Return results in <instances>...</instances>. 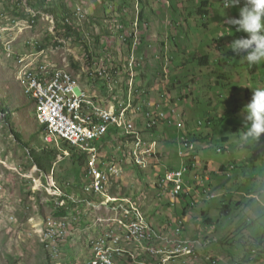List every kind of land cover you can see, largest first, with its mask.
<instances>
[{
  "label": "rangeland",
  "instance_id": "rangeland-1",
  "mask_svg": "<svg viewBox=\"0 0 264 264\" xmlns=\"http://www.w3.org/2000/svg\"><path fill=\"white\" fill-rule=\"evenodd\" d=\"M64 1L73 14L78 8L76 17L83 20H74L80 28V44L58 38L54 19L32 9L29 0H0V264H76L90 256L87 241L69 249H63L66 240L59 243L60 256L56 259L50 257L46 247L47 221H51V227L63 220L72 226L67 218L56 215L59 209L67 208L61 206V191L56 187L71 191V195L75 194L74 188L84 190L90 180L87 164L80 161L79 154L72 156L63 141L45 142L48 134L37 120L35 101L25 93L26 72L46 76L58 70L70 72L82 89L116 112L129 109L128 116L140 138L156 143V156L143 170L131 161L129 139L122 132L110 130L114 134L113 147L101 145L108 172L123 161L127 165L124 175L110 178L109 194L130 198L156 233H167L174 239L178 218L183 209L187 210L185 230L180 236L196 243L198 256L168 264H209L204 257L216 259L218 264H264L263 255L260 258L251 254L264 252V135L259 140L243 139V109L252 99V89L264 87V64L260 72L251 74L253 67L240 62L244 54L238 56L228 48L233 40L247 35L227 24L228 18H238L239 7L225 9L222 0H207L204 10L208 9L209 14L203 20L197 15L189 19L190 15H183L182 7L194 10L204 0ZM125 4L129 5L125 8ZM171 6L175 8L172 13L177 11L172 16L168 11ZM142 10L149 20L146 25L140 21ZM221 32L223 37H219ZM122 33L134 37L131 54L127 45L131 40L124 44L122 40L126 42L127 37ZM131 58L136 59L135 72L129 69ZM118 68L119 74L111 85L105 80L88 79L97 71ZM152 103L154 109H176L175 126L163 125L154 135L145 131ZM210 119L214 122L208 126ZM187 132L199 140L196 152L203 169L186 176L188 198L171 205L167 197H159L155 185L159 177L166 176L168 168L183 164L179 157L183 136L192 141ZM224 138L228 141L224 142ZM38 144L55 145L61 153L48 177L33 166L29 157ZM220 149L222 154L218 153ZM157 156H162L159 167L154 165ZM102 166L100 169L106 173ZM197 166L198 169V162ZM222 167L228 172L221 173ZM198 189L211 191L214 198L208 200ZM193 202L195 206L189 207ZM82 206L84 212L86 208ZM91 212L97 213L91 210L88 214ZM102 215L103 219L116 217ZM207 218L212 224L205 223ZM137 247L138 253L122 258L121 264H159Z\"/></svg>",
  "mask_w": 264,
  "mask_h": 264
},
{
  "label": "bare ground",
  "instance_id": "bare-ground-1",
  "mask_svg": "<svg viewBox=\"0 0 264 264\" xmlns=\"http://www.w3.org/2000/svg\"><path fill=\"white\" fill-rule=\"evenodd\" d=\"M80 14V13H79ZM69 21V20H68ZM136 58V57H135ZM135 58H131L129 61V69L134 71L133 65L136 62ZM135 67V66H134ZM104 69V68H103ZM109 70V69H108ZM107 69L103 71H97L96 74H93V77H96L98 74V79L104 82L107 81L108 84L115 82L118 69H113L108 71ZM135 72V71H134ZM130 73V72H129ZM47 76H54V81H61V88H68V85L72 87L78 94H74L73 97H64L60 99V116L62 120L75 123L77 129L88 130L89 133L99 132V128H101L100 120L89 121V117H91V110L89 107H84V105H94L97 104V111L99 113L106 114H114L116 119H119L120 128L111 127L110 122H103V130H107V134L110 130L114 129L119 133H123L127 136L130 143L129 145V153L131 157V161L134 166L140 169H148L150 160L153 156H149L150 153H155L156 143H147L143 138H140L137 132V126L134 124L130 117L128 116L127 108L122 111L116 112L114 109L106 106L97 96L91 95L89 92L85 91L79 85L80 82L70 72L65 70L55 71L52 75H40V73H34L33 71H28L25 73V93L31 97L37 106V120L42 127H45L47 132V137L45 138V142L52 144L57 143L58 141H63L65 145L69 146L70 149H74L80 156H84L86 159V175L87 179L93 174L95 171L96 159H102L100 165L102 164V169L106 171V174L101 169L99 170V177H91V187L87 185L84 187V193L86 196L85 200H79V198L73 194L67 197V200H61V206H69L71 204H84L89 209L94 211L102 212L108 211L109 214H115L116 217L111 219V222L115 224V226H110L101 237L92 240L90 242L89 248L91 249V253L89 259L81 261H77L76 264H103L98 262V258L107 255H119L121 257H133L134 254L131 253L130 250H127L126 247H123L122 241L118 234L119 230L122 231L124 235V239L126 241L135 243L136 246L142 247L145 252H148L151 255V252L159 253V260H164V264L170 263L172 260H177L180 258H196L197 255L194 251V246L191 244H180V248L172 246L171 248H163L157 244L159 240L158 234L154 231L152 226L148 224L145 219L143 212L131 201L130 198H116L109 194L108 188L110 187V178L113 175V170L109 171L106 169V164L104 163V159L106 158L101 143L93 150L91 153H85V145H80V143H72V141H67V139L61 134L60 131L51 130L44 124V109L45 107V96L50 101H59V93L56 91V88L53 87V84H45L44 79ZM92 76V75H91ZM119 76V75H118ZM63 77H65L66 81H63ZM127 77V76H126ZM34 78V81H32ZM119 78V77H118ZM129 79V77H127ZM134 80L130 81V84L133 83ZM104 86V84H103ZM37 87H42L41 92H35ZM129 87V86H128ZM125 88V86H123ZM110 90V89H109ZM125 92V89H123ZM123 92V93H124ZM122 93V96H123ZM125 96V94H124ZM131 98V96L129 97ZM136 104V103H135ZM135 104L133 105L135 107ZM161 109V107H160ZM147 122L145 120L146 128L145 131L151 132L152 127L150 126V115L149 113L146 115ZM145 119V118H144ZM111 133V134H110ZM108 135H114L113 132H110ZM190 140V139H189ZM191 141V140H190ZM192 142V141H191ZM194 143V142H193ZM103 144V143H102ZM152 144H155L152 147ZM195 144V143H194ZM196 145V144H195ZM195 146H189V149H193ZM125 156H129L125 154ZM195 165V167H193ZM193 171L197 169V162L195 161L192 164ZM191 172V170H189ZM89 174V175H88ZM181 174H188V167L185 166L183 170L181 169ZM166 176L159 177L157 181L156 188L159 190V186L161 187V182L164 177L167 178L169 176V171L165 174ZM161 180L160 184L159 181ZM184 180L183 178V188H184ZM185 189V188H184ZM69 195V194H68ZM75 195V196H74ZM164 193H159V197L161 198ZM62 197V193H61ZM65 198V197H64ZM172 204L176 203V199L172 197H167ZM81 206V205H80ZM71 207V206H70ZM69 211V210H68ZM114 216V215H113ZM139 218L141 221L145 223V227L149 229V231L153 235H149V232L139 231L137 223L134 222V219ZM101 220V219H100ZM69 223L66 220L59 222L53 227H68ZM49 233V230H48ZM180 233V230L177 231V234ZM123 237V236H122ZM67 241L68 238L64 239ZM148 242H155L150 244ZM164 240V239H163ZM47 249H49V255L52 259L59 258L60 256V245L59 243H52V240L47 241ZM162 243V242H161ZM132 244V243H131ZM159 244V243H158ZM185 253V254H183ZM120 258L119 260H121ZM173 262V261H172ZM160 264V262H159Z\"/></svg>",
  "mask_w": 264,
  "mask_h": 264
},
{
  "label": "built area",
  "instance_id": "built-area-1",
  "mask_svg": "<svg viewBox=\"0 0 264 264\" xmlns=\"http://www.w3.org/2000/svg\"><path fill=\"white\" fill-rule=\"evenodd\" d=\"M89 80H98V74L96 77H89ZM34 81V78L33 80ZM63 81L65 77H63ZM45 84H53V87L56 88V91L59 93V101H50L43 93L42 87H37L35 92H41L45 96V107L44 109V124L49 127L51 130L60 131L61 134L67 139V141H72V143H80V145H85V153H91L93 150L100 145V143H108L109 146L112 145V135H107V130H103V122H110L111 127H118L120 130V122L119 119H116L114 114H106L99 113L97 111V104L94 105H84V107H89L91 110V117H89V121L100 120L101 128H99V132L89 133L88 130L77 129L75 123H71L65 120H62L60 116V99L64 97H73L74 94H78L75 90L72 89L70 85L68 88H61V81H54V76H47L44 79ZM164 106L161 109H154L153 103L151 104V109L149 110L150 115V126L153 130V135L155 134L154 130L158 129L161 125L164 126H175V117H177V110L174 108H170L167 112L164 110ZM178 129V128H177ZM183 150H180L179 157L182 160L189 159V146H195L193 142H191L188 136H183L182 140ZM117 148V147H116ZM151 156H156V153L148 154ZM102 159H96L95 171L89 177L88 186L91 187V177H99L100 163ZM182 166H188V174L189 165L183 164ZM126 161H123L120 165H113V174L124 175L126 169ZM188 174H181V168L170 170L169 176L167 178H163L161 182V188H159V193H164V197H172L176 199V202L179 198L186 193L187 189L183 188V178H186ZM134 222L137 223L139 231L149 232V235H153L147 227H145V223L141 221L139 218L134 219ZM44 225L47 226L49 230V239L52 240V243H60L64 239L71 236V228L68 227H51V221H47ZM182 225V222H180ZM179 236V234H177ZM150 244L155 242H148ZM180 244H191L187 241H174L173 246L180 248ZM193 245V244H191ZM185 254V253H183ZM152 260L160 262V264H164V260H159V253L151 252ZM124 258L119 255H107L98 258L99 263L103 264H119V259Z\"/></svg>",
  "mask_w": 264,
  "mask_h": 264
},
{
  "label": "clouds",
  "instance_id": "clouds-1",
  "mask_svg": "<svg viewBox=\"0 0 264 264\" xmlns=\"http://www.w3.org/2000/svg\"><path fill=\"white\" fill-rule=\"evenodd\" d=\"M240 4H241V0H222V7L225 9L235 8V7H238ZM227 24L234 27L236 32L247 34L246 36H241L240 38L233 40L232 43L228 46V48H230L231 51L233 53H235L236 55L239 56L242 53L244 54L242 59L240 60V62L246 63L248 66H256V65L264 64V0H243L242 7H239L238 18H236V17L228 18ZM122 28L123 27H120V29H122ZM226 29L229 32H231L230 28H226ZM124 34L122 33V37H124V36L127 37L126 42H124L122 40V42L124 44H127L128 41L131 40V44L130 45L127 44L128 48H129V53L131 54L134 37H129V35H131V33H124ZM134 34H135V32L132 33V35H134ZM223 36H224V34H223V32H221L219 34V37H223ZM138 39H139V37H138ZM138 46H139V44H138ZM137 47H136V55L138 57ZM139 48H140V46L138 47V53H139ZM130 54H129V57H130ZM138 59H140V58H138ZM139 76L140 75L138 74V77ZM141 80H142V78H141ZM141 83L142 82H140V84ZM140 88H142V86ZM252 90H253L252 99L243 109L244 121L246 124V130L243 133V139L244 140H259L261 138V136L264 135V87H255ZM146 95H147V92H146ZM153 101H155V100H153ZM156 102H158V101H156ZM162 126L163 125H161L157 129V132L159 131V129ZM157 132H155V133H157ZM187 133L191 137L192 141L196 144V148L193 152V156H191V158H193V160L190 161V163L196 161V162H198V165H199V168L196 170L203 169V166H201V164L199 162V158H197V152H196L197 141L195 142V140L193 139V136H191L192 134H190L189 132H187ZM218 153L222 154L223 151L220 149L218 151ZM161 157L162 156H160V157L157 156L158 160H157L156 164H154L155 167H159L161 165ZM186 160H183L182 163L186 164ZM189 164H186V165H189ZM182 165L180 166V168L182 167ZM168 169L172 170L171 167ZM176 169H179V168H176ZM231 169L235 170L236 168L231 167ZM196 170H194V171H196ZM223 174H225V173H223ZM200 179L202 180L203 176H201ZM83 192H84V190H83ZM197 192L200 193L201 196L207 195L208 200H212L214 198V195H211V191L208 192L206 189H203L201 191H200V189H198ZM71 195H73V194H71ZM183 195H186L188 197V195H189L188 191H186V193H184ZM76 196L79 198V200H82L84 198L86 199L85 194H84V198H81L78 195H76ZM163 200H167V199H163ZM180 200H182V196L179 198L177 204L180 202ZM167 203L169 206H171L169 201ZM195 204L196 203L193 202L191 204V206H189V207H194ZM75 205H79V204H75ZM182 217L178 218V225H179L178 230H180V233L184 232V230H185V222H184L185 216H182ZM180 222H182V225H180ZM180 233H179V236H177V234H176L174 241H187V242L193 244L194 251L197 255L196 243L185 240V239H181ZM173 242H172V246H173ZM172 246H170L168 248H171ZM204 258L206 259V261L209 264H218L216 259L209 258V257H204ZM185 259L191 260L194 258L185 257Z\"/></svg>",
  "mask_w": 264,
  "mask_h": 264
},
{
  "label": "trees",
  "instance_id": "trees-1",
  "mask_svg": "<svg viewBox=\"0 0 264 264\" xmlns=\"http://www.w3.org/2000/svg\"><path fill=\"white\" fill-rule=\"evenodd\" d=\"M167 1H168V3H170L169 0H167ZM29 4H30L31 8L34 9L35 11H37L38 13L48 15V16H50V17H52L54 19V21H55V28H56V30H55L56 31V36L58 38H61V39L65 40V41H67V42L68 41H72V42L75 41L77 44H80L81 43V41H80V38L81 37H80V31H79L80 28L75 23V21L76 22H79L80 21L76 17V13H77V9L78 8L74 11V14H73V12L70 11V9H68L66 7L64 0H57V2L55 0H51V1H49V0H38L36 3L33 2V1H31V0H29ZM128 5L129 4H125L124 7L126 8ZM140 5L142 6V4H139V7H140ZM121 6H123V4ZM195 6H198V5L196 4ZM204 6L205 7H208V1L207 0H204L202 2L201 6L200 7H197V8H194V10H193L192 7L191 8H189V7H182V6L181 7L183 8V15H185V14L190 15L189 19L192 18L193 16H196L197 15L198 17H200L201 19L204 20L206 17H208V14H209V10L208 9L207 10H204ZM241 6H242V3L238 7H241ZM181 7L178 6V9H181ZM173 8L174 7L171 6L168 9V11L171 13V16L172 15H175L176 12H177V11H174V13H172V10H175V8L174 9ZM180 15H182V12L180 14H178V16H180ZM140 18H141L140 21H143V22L145 21L144 23L142 22V24H145V25L148 24L149 20L147 19L144 10H142L140 12ZM144 18H145V20H144ZM31 20H32V18H31ZM33 20L36 23L38 21V15ZM179 20L181 21L180 18H179ZM82 21H80V22H82ZM196 27H197V29L200 28L198 26H196ZM206 62H208V61L206 60ZM262 65L263 64L256 65V66H252L253 69L251 70V74L252 73H258L261 70L260 68L262 67ZM107 67H109V66H107ZM122 69L124 70V68H122ZM137 71L139 72V68L137 69ZM223 79L224 78H222V81H223ZM220 80H221V78H220ZM219 85H221V83H218V86ZM106 88L107 87L104 86L103 89H106ZM233 90H235V88H233ZM4 114L7 115L5 112H4ZM212 122H214V120H211V119L208 120L207 121V125L208 126L211 125ZM144 128H145V123H144ZM43 129H44V132H45V127H43ZM151 132H153V130H151ZM154 132H157V129H155ZM191 136H193V139L195 140V142L196 141H199L196 136H194V135H191ZM223 141L224 142H227L228 139L227 138H224ZM63 147L66 148V149H69L70 152H72V156H75V157L78 156V153L74 149L73 150L70 149L69 146H67L65 144L63 145ZM194 150H195V148L189 149V155ZM60 154L61 153L59 152V150L56 148L55 145L38 144V147L37 148L31 149V153L29 154V157H30V160H31L33 166L35 168H37L38 171L41 174H45V176L48 177L49 174H50V172L52 171L54 165H56L59 162L58 158H59ZM191 156H193V153L191 154ZM191 156H189V160L188 159L186 160V164H189L190 161L193 160V158H191ZM79 159H80V161H82V163L86 162V159H85L84 156H80L79 155ZM192 164H194V162H192V163L189 164V170H191V172L193 171ZM171 169L173 170V169H176V168L172 167ZM221 172L222 173H227L228 170H227L226 167H222ZM47 184H49L48 183V180H47ZM49 185L51 186V184H49ZM224 187H225V185H224ZM56 188L59 189L61 191V193H62V197H60L59 200H67V197H69L71 191H65V189L60 188V187H56ZM72 191H74L75 194L78 195L79 197L84 198V195H83L84 192H83V190H80L79 191L77 188H74ZM187 198L188 197L186 195H182V200H186ZM74 206H76V205L75 204H71L67 208L59 209L58 210V213H56L57 217L64 218V217L68 216V214L70 213V211L72 210V208H74ZM224 208L227 211L230 210V206H225ZM186 213H187V210L186 209H183L182 216H185ZM205 223L207 225H210V224H212V221L207 218V219H205ZM261 245H262V247H264V243H261ZM248 251H250V250H248ZM251 254L252 255L255 254L256 256H260L261 255L260 258H262L264 256V252L258 254V253H253L251 251ZM47 258L50 261H54L48 255H47Z\"/></svg>",
  "mask_w": 264,
  "mask_h": 264
},
{
  "label": "crops",
  "instance_id": "crops-1",
  "mask_svg": "<svg viewBox=\"0 0 264 264\" xmlns=\"http://www.w3.org/2000/svg\"><path fill=\"white\" fill-rule=\"evenodd\" d=\"M82 205H84V204H79L78 206L77 205L74 206V208H72V210L70 211L68 216L64 217V218H67V220L70 221V223L72 224V226L70 225L71 231H72L70 238H72V239L68 238L63 249H69L72 247H76V245L78 243H82L83 241H87L88 244L90 245V242L92 240H95V239L101 237L102 234H104V232L110 226H113V225L115 226V224H113L111 222V219H113V218H110V219H103L102 218V217H104L102 215L104 213H106V216H105L106 218L112 215V214H109V212L107 210L106 211L104 210L102 212L97 211V213L91 212L90 214H88V212L91 211L92 209H89L88 207L85 206L86 212L84 211L85 212L84 213L81 210V209H84V207ZM118 234L120 235V238L123 239V242H122L123 247H126V248L128 247V250H130L132 254L138 253V251H139V249L137 247L138 245L136 246V245H133V243L131 244V243L126 242V240H124V235H123L122 231L119 230ZM158 236H159V240H160L157 242L158 246L163 247V248H168V247L172 246V242L174 241V239H171L167 233H164L163 235L158 234ZM84 244H86V242ZM89 252L91 253L90 248H89ZM79 257H81V256H79ZM144 257H148V256H144ZM150 260L153 262V260L151 258H150ZM119 264H121V260H119Z\"/></svg>",
  "mask_w": 264,
  "mask_h": 264
}]
</instances>
